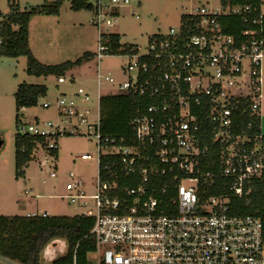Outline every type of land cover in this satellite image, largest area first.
I'll return each mask as SVG.
<instances>
[{
    "label": "built area",
    "instance_id": "1",
    "mask_svg": "<svg viewBox=\"0 0 264 264\" xmlns=\"http://www.w3.org/2000/svg\"><path fill=\"white\" fill-rule=\"evenodd\" d=\"M219 1L218 8L184 14L178 30L151 36L147 51L137 46L135 53L115 52L110 31L131 0L91 2L95 95L90 88L64 90L41 106L56 110V122L44 129L21 122V135L46 138L34 153L45 151L52 178L58 168L50 152L60 137L96 141V193L87 195L69 172L68 194L60 196L94 218L95 248L84 263L74 255L73 264H264V205L253 201L255 190L264 194V0L258 6ZM230 16L245 25L238 37L224 31L222 19ZM115 56L128 59L122 77L101 70L103 59ZM124 93L147 101L132 122V145L101 127L102 97ZM244 207L254 208L241 214ZM0 263L17 264L2 256Z\"/></svg>",
    "mask_w": 264,
    "mask_h": 264
},
{
    "label": "rangeland",
    "instance_id": "2",
    "mask_svg": "<svg viewBox=\"0 0 264 264\" xmlns=\"http://www.w3.org/2000/svg\"><path fill=\"white\" fill-rule=\"evenodd\" d=\"M53 5L57 0H46ZM94 4L96 0H89ZM45 0H19L21 11H29L42 6ZM219 0H140L124 8L118 16L117 24L111 32L121 35L125 44L138 46L140 52H146L149 38L156 34H167L171 28L179 29L182 16L202 7L218 8ZM72 0H66L61 6L59 16L35 15L30 23V48L35 56L46 65H57L67 61L83 59L80 66L69 70L66 83L58 84V77L30 76L27 73L26 57H0V136L4 139V147L0 152V215L28 216L48 213L51 216L73 217L86 213V209L71 204L60 196L68 194L66 184L69 172L84 182L87 195L96 191L92 183L98 176V148L95 140L85 135H67L58 141L57 177L50 176L51 168L45 164V151L38 148L34 159L24 168V174L18 175L16 170V137L21 134L17 127L19 114L22 126H37L44 129L43 124L57 121L55 109L45 110L41 106L46 101H55L64 91L75 92L79 87L93 91L95 95V79L98 72V60L85 59L87 53L94 54L98 48V31L91 23L93 11H75ZM10 13L8 0H0V15ZM17 29V28H16ZM128 59L115 56L103 59L101 70L119 73L121 66ZM76 79L73 83L71 79ZM85 80L88 83H85ZM262 82V121L264 133V58L261 65ZM45 85L48 94L39 100L37 107L26 112L18 111L15 94L20 85ZM96 110H93L95 113ZM85 131V130H83ZM91 153L95 159L83 161L74 159L81 154ZM93 204V201L90 203ZM68 250L66 240L52 246L44 255L41 264H53L57 258L64 256Z\"/></svg>",
    "mask_w": 264,
    "mask_h": 264
},
{
    "label": "trees",
    "instance_id": "3",
    "mask_svg": "<svg viewBox=\"0 0 264 264\" xmlns=\"http://www.w3.org/2000/svg\"><path fill=\"white\" fill-rule=\"evenodd\" d=\"M65 1L57 0L55 4L50 5L45 0L42 6L29 11H21L19 0H8L10 13L6 16L0 15V57H26L28 75L38 77H64L69 70L80 66L83 59L57 65L43 64L30 48L29 27L32 18L35 15L59 16L61 6ZM222 2L224 4L258 6L260 0H222ZM72 5L75 11L94 12L95 9L89 0H72ZM182 19H186V17L182 16ZM222 22L225 33L235 37H238L245 28L241 19L236 16L225 17ZM111 39L112 48L115 52L135 53L137 51L136 45L122 43L121 35L118 33L112 34ZM95 55V53H87L84 58L90 61L95 58ZM47 94L48 87L45 85H20L15 94L17 110L37 107L39 100L46 97ZM145 103L147 101L143 98L131 93L104 95L101 99L103 133L116 138L123 145H132L134 143L132 122ZM21 122L18 114V128ZM38 144L46 146V138L17 135L16 170L18 175L24 174V168L33 161ZM50 154L58 158V149L51 151ZM253 201L254 206L255 202L264 205L263 192L255 190ZM261 204L256 207L260 208ZM253 208L244 207L241 214H248ZM93 225L94 218L84 214H77L73 217L0 215V256L17 264H41L44 248L53 240L64 239L68 243V251L54 264H73L74 255H76L79 263H84L87 261L88 253L95 248L94 240L90 235Z\"/></svg>",
    "mask_w": 264,
    "mask_h": 264
},
{
    "label": "water",
    "instance_id": "4",
    "mask_svg": "<svg viewBox=\"0 0 264 264\" xmlns=\"http://www.w3.org/2000/svg\"><path fill=\"white\" fill-rule=\"evenodd\" d=\"M4 139L0 136V152L2 151L3 147H4ZM61 240H64V239H56V240H53L51 243H49L43 250L42 252V255H41V261L43 260L44 258V255L47 251H49V249L52 247V246H56L58 242H60ZM68 251V250H67ZM66 255V254H65ZM63 257V256H62ZM61 257L57 258L55 261H53V264L59 260Z\"/></svg>",
    "mask_w": 264,
    "mask_h": 264
},
{
    "label": "crops",
    "instance_id": "5",
    "mask_svg": "<svg viewBox=\"0 0 264 264\" xmlns=\"http://www.w3.org/2000/svg\"><path fill=\"white\" fill-rule=\"evenodd\" d=\"M87 81H89V80H85V83H88Z\"/></svg>",
    "mask_w": 264,
    "mask_h": 264
}]
</instances>
